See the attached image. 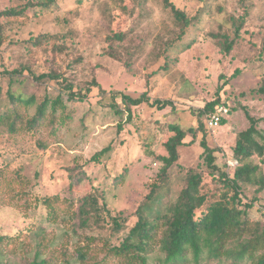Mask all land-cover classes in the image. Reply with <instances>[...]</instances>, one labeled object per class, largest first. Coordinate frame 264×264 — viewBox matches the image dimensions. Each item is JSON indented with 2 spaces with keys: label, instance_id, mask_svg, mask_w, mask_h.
Masks as SVG:
<instances>
[{
  "label": "rangeland",
  "instance_id": "obj_1",
  "mask_svg": "<svg viewBox=\"0 0 264 264\" xmlns=\"http://www.w3.org/2000/svg\"><path fill=\"white\" fill-rule=\"evenodd\" d=\"M27 1L0 0V10ZM172 1L194 21L182 42H177L181 24L162 0H60L53 11L5 27L0 109L11 104L10 89L15 95L33 97L32 103L21 106L26 118L47 100V119L39 128L25 126L16 132L0 128V264H25L44 237L57 264H90L78 257L81 246L86 249L89 244V250L99 251L107 238L121 242L153 186L159 185L173 202L189 168L203 171L201 191L209 198L222 189L202 155V132L179 148V159L164 173L159 156L168 155L164 143L173 134L166 123L197 125L192 109L216 99L221 85L225 86L220 94L232 107L245 105L253 116L264 117V94L258 91L264 84V0ZM244 17L241 38L231 53H224L212 35L233 36ZM45 33L49 42L35 46L32 41ZM115 33H122L121 38ZM168 51L172 64L165 72L160 67ZM27 65L34 75L22 70ZM44 72L57 73L59 79L36 78ZM93 79L109 92L134 97L149 89L152 98L172 99L175 109L133 107L128 119L127 110L119 114L118 104L109 105V94L100 101L97 88L84 102L71 100L65 83L85 91ZM233 111L224 114L226 124L205 128L209 145L216 149V164L230 173L236 165V133L250 125L244 110ZM258 125L264 130V120ZM108 146L109 151L100 153ZM247 161L260 168L253 182L242 184L240 207L252 204L251 219L264 225V159L255 154ZM83 173L87 176L71 186L73 177ZM86 195H96L99 208L81 224L78 206ZM113 217L123 222L120 232L113 229ZM187 256L177 264H233L227 258L209 259L206 250L199 261L192 252ZM147 264H167L164 252L156 247Z\"/></svg>",
  "mask_w": 264,
  "mask_h": 264
},
{
  "label": "trees",
  "instance_id": "obj_2",
  "mask_svg": "<svg viewBox=\"0 0 264 264\" xmlns=\"http://www.w3.org/2000/svg\"><path fill=\"white\" fill-rule=\"evenodd\" d=\"M60 0H28L25 4H17L6 6L0 10V46L4 42V29L15 21L24 19H33L37 15L46 11H53L58 7ZM81 2V0H77ZM164 5L170 9L178 23L181 24L178 41L182 42L187 28L194 24L193 17L176 6L172 0H162ZM242 18L240 24L235 25L233 36L228 33H214L218 44L222 51L226 54L232 52L242 36L241 30L245 26ZM49 34H40L32 42L35 46L41 47L49 42ZM114 36L121 38L122 33H115ZM219 38V39H217ZM173 46V45H172ZM168 47L169 50L172 48ZM264 46V45H263ZM190 47V43L186 48ZM55 49V44L52 45ZM62 49V47H60ZM185 48V49H186ZM264 51V47L262 49ZM183 52V51H182ZM166 62L160 67L161 70L167 72L172 64L169 51L166 52ZM22 70H29L34 75L29 65L23 67ZM57 73L44 72L39 74L37 79L50 77L51 79H59ZM13 83V79H10ZM148 84V83H147ZM225 85H221L218 89L216 99L207 101L205 105L198 109H192L193 115L197 118V125L184 128L180 124L166 123V128L173 134L165 141L164 146L168 155H160L165 163L164 173L179 159V148L186 144H191L199 132H202L200 144L203 147V157L208 167L211 168V174L218 176L223 183L222 189L209 196L201 191L203 181V171L197 168H189L185 178V184L181 189L176 200L171 202L164 193L159 191L160 186L154 185L146 200L141 203L137 209L138 219L130 228L127 235L122 238L119 243H113L109 238L105 239L99 247V251L95 248H89V244L84 245L86 249L78 250V257L90 264H147L149 254L159 247L165 254V262L167 264H177L187 260L188 252L193 253L195 260L199 261L204 250L207 251L208 258L212 260H222L227 258L232 260L233 264L247 262V264H264V225L260 220H252L248 209L252 204H242L241 190L242 184L253 182L254 174L259 170V165L252 161H247L255 154L264 159V130H261L259 123L264 117H255L245 105L232 107V104L220 94ZM65 87H70L69 97L73 101L84 102L93 94V88H97V96L100 101L105 100L109 94L112 103L109 105L119 107L117 112L120 114L124 110L128 111V119H131L132 108L151 106L162 110L167 106H172V99L152 98L149 89H146L139 96H132L123 91L109 92L99 81L93 79L88 84L85 91H75L72 83H65ZM264 94V84L258 89ZM8 104L4 110L0 109V128L8 129L16 132L20 128L27 127L29 129L39 128L47 119V100L42 102L32 117H25L21 112V106L32 103V98H26L15 95L10 89L7 90ZM60 95L53 101L58 103ZM123 105V107L121 106ZM219 105H225L227 112L244 110L246 117L250 121L248 128L240 130L236 133V144L233 149L234 165L233 172L222 171L220 166L216 164V149L208 143L205 134L206 116L213 113ZM55 106V105H53ZM54 120V113H52ZM226 118L223 115L221 124H226ZM121 126V124H120ZM208 128V127H207ZM193 138L188 141V137ZM110 150L106 147L100 151L104 153ZM98 154V153H97ZM96 156V155H95ZM216 172H219L218 175ZM84 173L79 177H73L71 186L78 185L85 177ZM232 192V193H231ZM47 205L52 208L53 214H58L57 209L53 207L50 201ZM105 206V203H103ZM99 208V198L96 195H86L83 197L81 204L78 206L80 215V223L87 224L93 212ZM262 214V213H261ZM264 216V215H263ZM123 228V222L118 217H113V229L120 232ZM3 238L0 237V244ZM37 243L35 254L32 259L25 264H57L58 258L54 251H51L46 243L47 238ZM91 243L92 240H89ZM92 245V244H91ZM51 253L49 256H43L44 253Z\"/></svg>",
  "mask_w": 264,
  "mask_h": 264
},
{
  "label": "built area",
  "instance_id": "obj_3",
  "mask_svg": "<svg viewBox=\"0 0 264 264\" xmlns=\"http://www.w3.org/2000/svg\"><path fill=\"white\" fill-rule=\"evenodd\" d=\"M227 113V108L225 105H219L217 109L206 116V124L209 129H215L221 124L222 116ZM261 213L264 215V207L261 208Z\"/></svg>",
  "mask_w": 264,
  "mask_h": 264
}]
</instances>
